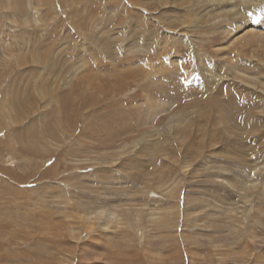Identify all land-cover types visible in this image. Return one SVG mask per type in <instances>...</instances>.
Here are the masks:
<instances>
[{"label":"rangeland","instance_id":"rangeland-1","mask_svg":"<svg viewBox=\"0 0 264 264\" xmlns=\"http://www.w3.org/2000/svg\"><path fill=\"white\" fill-rule=\"evenodd\" d=\"M0 264H264V0H0Z\"/></svg>","mask_w":264,"mask_h":264},{"label":"bare ground","instance_id":"bare-ground-1","mask_svg":"<svg viewBox=\"0 0 264 264\" xmlns=\"http://www.w3.org/2000/svg\"><path fill=\"white\" fill-rule=\"evenodd\" d=\"M222 1H226V0H222ZM228 1H231V0H228ZM259 2H260V0H259ZM231 11H229V13H230ZM188 22V21H187ZM237 77L240 79V81L241 82H243V83H247L248 82V79L247 78H245L244 76H242V75H237ZM253 188L254 189H258L259 187H258V184H254L253 185Z\"/></svg>","mask_w":264,"mask_h":264}]
</instances>
